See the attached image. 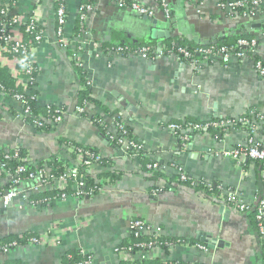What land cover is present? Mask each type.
Here are the masks:
<instances>
[{"label": "crops", "instance_id": "1", "mask_svg": "<svg viewBox=\"0 0 264 264\" xmlns=\"http://www.w3.org/2000/svg\"><path fill=\"white\" fill-rule=\"evenodd\" d=\"M132 1L154 10L158 32L168 37L153 39L151 21L123 11L110 0H95L88 30L82 36L75 34V28L83 0H66L69 20L59 36L56 0L16 1V13L28 17L36 11L44 33L43 43L35 50L40 69L37 106L53 105L68 114L56 130L37 133L23 120L22 103L0 90V148L21 149L30 165L43 164L51 173L50 161L78 166L66 145L74 142L98 150L106 160V167L98 164L92 169L96 184L104 173L115 180H108L93 199L70 196L46 208L32 207L28 200L44 191L38 179L23 184L7 207L0 200V241L27 232L41 236L51 229H56L55 237L61 239L57 246L20 247L0 255V262L64 264L68 252L82 251L92 254L97 264H120L116 249L132 237L131 222L143 220L161 230L165 239L176 241L137 254L134 258L139 262L144 257L151 264H264V241L250 212L242 214L234 203L220 200V188H232L254 209L264 192L260 163L245 160L238 164L222 154L250 146V132L229 121L254 111L264 116V80L256 69L257 58L264 62V23L247 31L245 26L251 20H231L221 9L220 3L228 0H167L170 19L156 0ZM261 19L264 21V14ZM241 35L257 42L256 55L228 60L216 57L211 63L201 61L197 68L175 55L149 60L113 51L125 43H163L172 37L194 46L216 45ZM74 51L91 82V101L85 114L77 112L82 86L72 60ZM116 118L143 144L147 159L161 164L165 178L153 179L138 157L115 150L108 134L93 124L94 119H101L115 135ZM190 121L224 124L214 133L168 128ZM253 138L263 144V130L258 129ZM173 164L191 179L205 180L219 191L206 194L178 183ZM8 183L1 180L2 186ZM153 187L163 189L158 197L151 195ZM178 240L203 244L207 251Z\"/></svg>", "mask_w": 264, "mask_h": 264}, {"label": "built area", "instance_id": "2", "mask_svg": "<svg viewBox=\"0 0 264 264\" xmlns=\"http://www.w3.org/2000/svg\"><path fill=\"white\" fill-rule=\"evenodd\" d=\"M11 0H0V63L3 66H9L11 68L12 74L14 78L17 79V86L22 87L25 90L30 89L31 85L36 83V77L40 76V69L35 61V50L36 48L43 43L44 33L41 26L40 18L36 11L27 16H22L11 9L10 6ZM111 2H115L119 8L123 11H131L135 13L139 17H146L149 19H154L156 14L154 10L146 7L142 3L134 2L132 0H110ZM157 4L161 7L165 17L167 19L171 18V7L167 0H156ZM263 0H250V3L246 1H225L220 3V7L227 13V18L233 20L239 17V10L244 9L243 19L246 20H255L257 18H261L264 14V10L262 8ZM57 9H56V19H57V34L59 36H63L64 29L68 24L69 20V12L67 8V4L63 5L62 0H56ZM252 7V8H250ZM94 11V6L91 4L81 5L79 16L81 22L87 25V21L90 17V14ZM88 28L83 31V34L87 32ZM28 36V40H25V37ZM239 45L243 47V50H239L236 53H233L231 48L224 47L221 49H217L214 45H211L209 48L198 49L194 52L189 50L180 48L179 52L184 55L185 59L192 62L195 67H199L202 62L197 61L194 58V53H199L205 56L204 62H208L212 57L223 58L224 60H228L231 56H236L238 59H243L248 55H256L257 42L240 40ZM97 46V44H95ZM238 48V47H236ZM235 48V49H236ZM127 49L118 47L113 51L115 53L123 54ZM249 50V51H248ZM74 54L79 57L77 51H74ZM154 55V56H152ZM29 57L26 59V57ZM128 56H140L149 60H157L159 58L164 57L163 51L158 45L157 47H143L138 54L130 53ZM83 65V64H82ZM256 69L259 76L264 80V62L256 61ZM0 90L4 93V87L0 85ZM15 99L17 102L22 103L24 108L23 120L26 122V118H34L35 124L38 126H42L45 122H49L53 126V130L59 128V126L65 121L67 114L63 109H56V116L54 119H49L44 117L43 115H33L30 111V107L27 105V98L24 95L17 94L14 96H10ZM38 101V99H37ZM77 112L79 114L85 113V109L78 107ZM252 121L255 126H253ZM243 124L247 125L250 128V146L248 148H236L230 151H223L222 154L233 160L235 163L242 164L245 160H253L257 162H264V143H258L254 141V134L258 129H262L264 133V116L259 114L256 116L254 113H251V119H245ZM214 126L218 127L219 124L215 123ZM210 125H200L194 123H187L185 125L173 124L168 128L174 132H179L182 130L188 131H200L207 130ZM261 126V128H260ZM119 129L122 126L118 127ZM124 136L118 135L117 133L113 135L114 139L118 140L121 148L123 150H136V153L142 149V146L137 144L134 141H131L126 133V131H122ZM187 140V138H186ZM14 150V149H13ZM8 151V150H5ZM70 152L76 155L78 166H68L64 163V171L59 176L56 177L48 172V168H43L38 170L36 173H29L27 167L21 165L19 166L15 173L8 171V167L4 163H0V178L7 179L9 188L5 191L0 192V200L3 202L4 206H8L12 203V201L18 196L22 184V177L24 174L29 173L28 181L32 182L35 180H40L41 188H44V191L50 189H58L63 191L61 201H66L69 197L67 195L66 190L73 183V188H75V197L79 200H83L82 197H87L86 200L93 199L95 197V192L93 190L87 191L86 184L83 181L81 167H87L90 169H94L95 166L99 164V160L101 159L99 156L91 155L88 152L70 147ZM137 154H134L135 157H138ZM5 159H20L21 154L18 150H14L12 153L5 152L3 153ZM91 159V160H90ZM1 161V160H0ZM96 162V163H95ZM95 163V164H94ZM172 167L176 170L177 174L180 176L182 181L191 180L192 187H199L204 185L206 187L211 186V184L205 180L195 181L191 179L187 173L176 164H173ZM148 169L153 172H160L163 170V167L158 162H153V164L148 165ZM151 174V173H150ZM177 175V176H178ZM261 180L264 184V168L261 170ZM22 186V185H21ZM103 188L98 190V193H101ZM222 193L220 200H222L225 204L234 203L238 212L242 214H246L252 210V207L245 203L242 199L239 198L238 192L233 190L232 188H220ZM41 192V191H40ZM153 197H158V192L154 191L151 194ZM84 201V200H83ZM257 221L259 225V231L264 239V199L262 201L258 200V213H257ZM55 231V232H54ZM131 236L135 238H143L148 237V242L139 243L137 245L138 252L133 253L132 248H121L118 247L116 249L117 254L119 255L121 261L125 260L128 262L137 261L134 257L141 252H153L159 248H162L165 245H169V242H162V232L159 229H154L149 226L143 220H133L130 224ZM57 234L56 229H51L44 235H41L39 238H32L30 243L26 246H46L53 245L57 246L61 244V239L55 237ZM179 244L190 246L193 248H197L201 251H207V247L203 244L191 243L188 241L178 240ZM17 247V244H12L10 246L0 247V255H8L14 250L24 247L19 246L16 249H12ZM2 250V251H1ZM81 255H84L85 258L79 262H72L70 264H97L92 254L84 253L79 251ZM72 259V257L70 258ZM139 262V261H137ZM146 262V258H142L141 263Z\"/></svg>", "mask_w": 264, "mask_h": 264}, {"label": "trees", "instance_id": "3", "mask_svg": "<svg viewBox=\"0 0 264 264\" xmlns=\"http://www.w3.org/2000/svg\"><path fill=\"white\" fill-rule=\"evenodd\" d=\"M16 1L17 0H11L10 1L11 9L15 8ZM127 1H130V0H127ZM231 1H240V0H231ZM242 1H246L247 3H250V0H242ZM94 2H95V0H83L82 5H86V4L94 5ZM223 2H225V1H223ZM62 4L66 5V0H62ZM56 7H57V4H56ZM250 8H252V7H250ZM262 8L264 10V3L262 4ZM243 11H244V9L239 10V17L242 19H243V15H244ZM86 27H87V25H85L81 22V19L79 16L77 23H76L75 34H77V36H82L83 31L86 29ZM242 39L247 40V41H253L252 37L241 35V36H234L231 38L223 39V40L219 41V43L214 45V46L217 49L228 47V48L232 49L233 53H236L239 50H243V47H241L239 45V41ZM25 40L26 41L28 40V36L25 37ZM158 45H160V47L163 51V55L165 57L175 55L179 59V61H181V62H190V61L186 60L184 55L179 52L180 48L194 52L198 49H205V48H209L211 46V45H197V46L195 45L194 46L193 44H188L187 41L182 42L180 40H177L175 37L174 38L172 37L168 40H165L161 44L158 43L157 41L156 42H150V43L143 44V45L125 43V44H121L118 47H122V48L127 49L123 53V55L128 56L130 53L138 54L143 47H150V46L157 47ZM187 45H189V47H187ZM118 47H114V48L117 49ZM236 47H238V48H236ZM152 56H154V55H152ZM28 58L29 57L27 56L26 59H28ZM194 58L197 61H204L205 56L202 54H199V53H194ZM72 60L75 63V66L77 67V70L81 76L82 89L79 93V100H80L79 107L86 109V105L91 101V95H90L91 94V82L88 78L87 72L84 71L81 59L77 55H75L74 52H72ZM258 60L260 61V58H257V61ZM211 62H212V60L209 59L208 63H211ZM38 78L39 77L37 76L36 77V83L34 85H31L30 89L25 90L22 87L17 86V79L14 78L12 71H11V68L9 66H3L0 63V85L4 87V94L7 96H14L17 94L24 95L27 98V105L30 107V111L33 113V115H43L44 117H47L49 119H54L56 116H58L56 113L57 107H55L53 105L46 106L44 108L37 106V99H39V97H40V94L37 90ZM253 113L256 116H259V113L257 111H254ZM83 114H85V113H83ZM245 119H251V114L245 115V116H243L237 120H231V121H229V123H231L232 125L238 126L240 128L246 129L248 132H250L251 131L250 128L247 127V125L243 124V121ZM190 122L194 123V124H200V125H207V124L210 125L207 130L193 131V132H197V133H202V132H213L214 133V132H217V131H219V127H221L220 126L221 123H223V122H216V121L206 122V123H199L196 121H190ZM26 123L31 125L37 133H49L53 130V126L49 122H45L42 126H38L37 124H35L34 118L27 117ZM215 123L219 124V126L218 127L214 126L213 124H215ZM93 124L95 126L101 128V130L105 131L108 134V137H109V139L112 143V146L114 147L115 150H118V151L122 150L120 144L118 143V140L114 139L113 135L107 131V125L104 124L101 119H94ZM252 124H253V126H255L253 121H252ZM114 126L117 128V131H118L117 134L120 135V137L124 136L123 132H121V130L122 131L124 130V131H126L128 137L131 141H134L137 144L142 146V149L138 152V154L136 153V150H134V149L125 150V152L129 156H134V154H137L138 158L141 160L143 170L149 174L151 173L153 179L165 178V175H164L165 173L163 172V170H161L160 172H157V171L153 172V171L148 169V165L153 164V161H150L149 159H147L143 144L140 141H138L137 139L132 137L128 127L125 124H123L121 122V120L118 118L115 119ZM119 126H122V128L119 129L118 128ZM182 131H179V132H182ZM66 143H67L66 145L69 146V148L70 147L79 148V149H82V150L88 152L91 155L99 156L101 158L99 160V164L102 167L107 166L106 160L101 156V153L98 150H95L93 148H85V147L80 146L74 142H66ZM5 150H8V151H5ZM14 150H18L20 152V154H21L20 159L7 160L4 158L3 153H5V152L12 153V152H14ZM14 150L13 149L0 148V160H1L0 163L6 164V166L8 167V171L15 173L16 169L21 165L27 167L29 173H32V172L36 173L38 170L45 168V166L43 164H39L37 167H33L32 165H30L28 163V161H26V155L24 154V152L21 149H14ZM75 157H76V155H75ZM258 163L261 164V170H262L264 168V162H258ZM48 167H52L51 169H53V171L51 172V174L56 176V177H59L63 173L64 168H65L63 162L59 163L56 160L50 161L48 163ZM80 169H81L83 181L86 184L87 191L93 190L95 192V196H97L99 194L98 193L99 189L103 188L105 184H108V182H109L108 180H110V181L115 180L114 177L112 176V174H105L104 173L103 175H100L101 180L96 184L95 180L92 178V173H91L92 169L87 168V167H81ZM29 173H26L23 175V177H22L23 182L21 185L27 183ZM107 173H109V172H107ZM102 179L104 182L102 181ZM176 180L178 183H182V184L190 186L191 188L201 190L202 192H204L206 194H213V193L219 191V189H217V188L214 189L212 184L209 187H206L204 185H201L199 187H192V181L191 180L182 181L179 175L176 176ZM21 185H20V187H22ZM73 186H74L73 183H71L65 192V193H67L68 197H70V196L75 197L76 191H75V188H73ZM9 187H10L9 184H7L6 186H2L1 178H0V192L7 190ZM154 191H157L158 195H159V193H161L163 191V189L162 188L160 189L158 187H153L152 193ZM62 195H63L62 190L50 189V190L38 192L36 194H32L28 200H29V203L32 207H36V208L45 207L46 208L48 206H51L55 202L61 201ZM82 198H83V200H86L87 197H82ZM263 199H264V192L261 193V195L259 197V201H262ZM257 213H258V204L256 205V207L254 209H252L250 211V216L253 218V220L257 226V230L259 232V235H260L261 239L264 241V239L262 238L260 231H259V225H258V221H257ZM39 237H40V235H37L34 233H28V232L23 233V234H19V235H15V236H9L8 238L0 241V247L3 248L6 246H10L13 243L17 244V247H18V245L19 246H26L27 244L30 243V240L32 238H39ZM148 241H149L148 237H143V238L131 237L128 242H126L125 244H123L121 246V248H132L133 253H137L139 250L137 245L139 243L148 242ZM175 241L176 240H169V239L167 240L164 237L162 238L163 243H167V242L172 243ZM17 247L12 248V249H16ZM167 247H169V246H167ZM71 257H72V259H70ZM84 258H85V256L81 255L79 253V251H71V252H68L66 254L64 264H70L72 262H79V261H82ZM0 264H3V263L0 262ZM5 264H23V263L10 260V261H7V263H5ZM120 264H151V262L147 261V262L141 263V262H137V261L128 262V261L122 260L120 262Z\"/></svg>", "mask_w": 264, "mask_h": 264}, {"label": "water", "instance_id": "4", "mask_svg": "<svg viewBox=\"0 0 264 264\" xmlns=\"http://www.w3.org/2000/svg\"><path fill=\"white\" fill-rule=\"evenodd\" d=\"M141 19H143L144 21H146V22H149V21H151L152 23H153V25L155 26V28L153 29V31H152V33H153V39H155V40H161V39H164V38H166V37H168L167 35H165V34H163L162 32H158V30H157V26H158V20H156V19H153V20H151V19H149V18H146V17H144V18H141ZM260 24V23H264V21L260 18L259 20H252V21H250L248 24H247V26H245L246 27V30L248 31V30H251V28L253 27V25H256V24ZM258 24V25H259ZM195 41H199V40H197V39H195ZM160 44H161V42H159ZM209 44H211V43H207V45H209ZM201 45H206V44H201ZM214 59H216L215 57H212L211 58V60H214ZM121 153V152H120Z\"/></svg>", "mask_w": 264, "mask_h": 264}]
</instances>
